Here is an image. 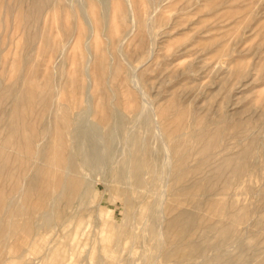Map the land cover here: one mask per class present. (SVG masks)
Returning <instances> with one entry per match:
<instances>
[{"label":"rangeland","instance_id":"1","mask_svg":"<svg viewBox=\"0 0 264 264\" xmlns=\"http://www.w3.org/2000/svg\"><path fill=\"white\" fill-rule=\"evenodd\" d=\"M101 2L104 9L94 0H40L38 7L34 0H0V81L3 86L16 84L22 92H31L23 104L24 121L32 129L25 142L29 151L15 146L7 149L15 158L30 161V158L37 157L33 139L48 121L50 113L48 108L41 113L42 93L53 100L60 91L59 101L71 107V112L64 115L70 117L69 113L74 115L78 112L77 105L87 92L88 64L89 73L98 75L103 71L102 61L107 58L113 61L114 74H118L109 80V89L104 85H94L93 99L89 105L83 104V113L77 117L75 152L78 171L83 174L84 182L79 189L81 192L70 204L71 208L64 212L69 214L78 206L80 194L87 186V195L82 199L78 214V219L90 221L86 236L80 246L72 247L70 234L76 231L79 220H71L72 224L69 221L64 232L58 226L52 236H44L48 239L46 246L51 243L68 245V259L60 264H136L137 261L138 264H176L161 258L162 252L154 247L152 236L146 234V229L149 223L159 226L165 219L162 206L165 198H169L167 187L172 182L173 168L169 147L176 144L175 135L170 134L177 128H185L184 133L188 136L184 138L181 151L185 155L195 145L194 132L206 125L209 128L221 127L224 131V141L216 148V153H219L216 158L247 150L253 140L257 141L256 154L249 158L241 179L225 196L218 191L210 198L227 199L231 206L249 210V218L240 225L241 228L239 226L244 244L241 252L247 255L246 264H264V0ZM90 55L95 57L91 63ZM117 68L121 72H116ZM80 71H83L82 75ZM138 104L141 110L136 114L134 108ZM114 109L124 119V126L115 130L109 139L106 134L112 123L109 114ZM161 113L162 121L157 123L155 117ZM230 120L245 123L243 131L241 126L230 130ZM162 128L167 130V136ZM131 137L135 141L139 138L137 143H133L136 146L132 144ZM148 152L154 158L155 167L148 174L144 173V179L149 177L151 181L148 178L147 185L135 187L129 167L131 155L134 153L132 158L147 162L150 159ZM91 158L95 159L91 161ZM199 161L197 155H192L190 165ZM29 166L25 172L21 171L20 164L14 168L13 178L19 185L25 184V178L30 181L35 173L34 167ZM59 174H63L62 171ZM38 177L42 193L58 190L54 181L56 175L42 174ZM52 197L47 200L52 201ZM100 210L104 211L102 216L99 215ZM52 212L57 218L59 209L52 207ZM198 213L209 217L211 210L205 205ZM102 222L116 225L110 234L111 242L102 241ZM125 225L132 234L125 237L116 253H112L116 232ZM227 241L218 251L207 250V255L220 253L224 255L225 264H237L228 256L240 251L235 238ZM192 243L197 245L199 241L193 239ZM251 245L258 249L250 250ZM113 254L115 257L111 262ZM148 256L152 260L146 262ZM31 257L35 256L28 258L34 264ZM202 257L198 250L187 263L193 264L196 262L194 259L201 260Z\"/></svg>","mask_w":264,"mask_h":264},{"label":"bare ground","instance_id":"2","mask_svg":"<svg viewBox=\"0 0 264 264\" xmlns=\"http://www.w3.org/2000/svg\"><path fill=\"white\" fill-rule=\"evenodd\" d=\"M94 1H96L99 6L103 7V9L105 8V6L102 5L103 2H101V0L100 1L94 0ZM34 2L36 3L38 7L40 0H34ZM23 12H26V11L24 10ZM86 21L88 22V25L90 26L91 30H94V27L92 26V24H90L87 18H86ZM34 29H37V28L34 27ZM35 36L36 35H34V38ZM91 38L92 36L90 37V39ZM35 39H37V37ZM49 45H50V42H49ZM106 59L102 61V64L100 63L103 67L102 68L103 71L101 74H98V75H94V73L93 75L90 74L89 64L86 68L87 70L85 69L86 77L88 81V89H87V92L84 94V98L82 99V101H80V103L77 105L78 112L75 113L74 115H72L71 113H69L70 117H68V115L67 116L64 115L65 112L67 111L71 112V109H70L71 107L65 106L59 101L61 99L60 91L57 92V95L55 99L53 100H51L47 96V94L42 93L41 100H40V104L42 105L41 113H43V111L46 110L47 108L50 109L49 111L50 113H49L48 121L44 125H42L41 129L38 131L37 135L35 136V139H33V142L35 144L36 151L38 152V154H37V157H35V159L32 160L30 158V161L29 159L28 160L26 159L23 161L19 157L15 158L12 154H9L6 150L15 146L16 148L20 150L29 151V149L26 148L25 142H26V136L32 133V129L24 121L25 110L23 109V104L25 101L26 102L28 101L27 99H29L30 97L29 95H31V92L29 91L22 92L20 90L21 88L17 87L18 85L16 86V84L12 86L11 85L3 86L2 82L0 81V262L2 264H31L32 262H29L28 260V258H30L31 255L35 256V258L31 257L32 259H34L33 260L34 264H60L62 263V261L66 260V258L68 259V245L66 243L65 244L60 243L57 246H55V245H52L51 243L49 247H47L45 243H47L46 241L48 239L44 236H50V235L52 236V234L56 232V229L58 226L61 227L63 229L62 231L64 232V230H66L64 228L69 221L71 223L74 220L75 221L79 220L76 231L74 232L71 231L72 234H70V237H72V247L73 248L78 247L83 242V238L86 236V230L88 226L90 225V221L89 219L88 220H85L82 218L78 219V214L81 210L80 204L82 203V199H84L83 197L87 195L86 194L88 190L87 186L83 188V191L80 194L81 197L79 199L78 206L76 208L74 207L72 209V212L69 214L68 213L65 214V212L70 207V204H72L76 195L81 190L80 186H82L84 182V177L82 176L83 174L81 175L80 170L78 171L77 158H76V152H75L76 150V139L75 138H76V131H77L76 129L79 126L77 125V117L81 116L83 113L82 112L83 104L89 105L90 100L92 98L94 85L98 84L97 86L99 87H102L104 85L105 89H109L110 87L109 88L107 87L109 80L111 78L115 79V76L117 74V73L114 74L113 69H112L113 61H108ZM93 61H95V57L94 55H90L89 63ZM25 66L27 65L25 64ZM118 67L120 69V66ZM82 69H84V67ZM119 69L117 68L115 71L117 72V70ZM82 74H83V71L82 72L80 71V75ZM19 79L20 78H18V80ZM116 79L118 80L117 77ZM110 105L112 106V104ZM104 109H106V107ZM140 110H141V106L140 104H138L134 108V112L137 114L139 113ZM80 112H82L81 115H80ZM109 118L111 119L112 123L109 125L110 127L108 128L106 134L109 137V139H111L115 130L118 131L119 129L123 128L124 119H121V116L115 111V109L112 111V113L109 114ZM155 118H156L157 123L162 121V118H163L162 113L160 115H157ZM228 123H229L228 126L230 127V130L238 129L239 126H241V129H240L241 131H243V129L245 128V123L243 122H236V121L230 120ZM184 130L185 128H182V129L177 128L173 130L172 134H170V135H173V134L175 135L176 144L169 147L172 153V157H173V168L171 167L172 172L170 171L172 182L167 187L169 191V195H168L169 198L168 199L165 198L164 201L162 200L163 201L162 210H163L165 219L163 220L162 224L159 226L153 223L151 224L149 223V225L147 226L148 228L147 229L145 228L146 234L149 236H152L151 238H152V242H154V247L156 248L157 246L158 248L156 249L158 250L160 249V251L162 252V254L160 253L162 255L161 258L164 259L165 261L176 263V264H188L187 262L192 260V257L195 256L198 250H200V254H202L203 257L201 258V260H197L193 258L194 261H196L193 264H225L224 262L225 260L223 261V257H222L224 255L220 253L219 254L216 253L215 255L209 256L207 255L206 251L209 249H214V250L217 249L218 251V249L222 247L224 243L228 242L227 240L230 241L232 238H235V242L238 247L237 250L238 251L240 250V251L239 253H236L235 255L228 254V256L230 257L231 261H233L234 259V261L237 264H246L247 255L241 252L244 244L242 243L243 241L241 242V238H240L241 232L239 230V226L243 224V222H245L249 218L250 216L249 210L245 208L244 209L235 208L231 206L230 202L227 199H221V198L212 199L210 198V195H212L215 192L220 191V193L224 194L225 196L228 193L231 186H233L237 180L241 179L243 173L248 167L249 158L252 157L253 155L255 156L256 154L257 146H258L257 141L253 140L247 150L243 149L240 152H237L235 154H226L222 157L216 158V156L219 154V153H216V148L220 143H222V141H224L223 140L224 131L222 130L221 127L209 128L208 126L203 125L197 132H194L195 133L194 138L196 139V142H195V145L193 146V149L191 148L192 149L191 151L183 155L181 154V151H182V146L184 143V138L188 136V134L184 133ZM44 132H46L47 134L45 135ZM162 132L164 133L165 136H167L168 133L165 128H162ZM128 136L129 135H127V138ZM136 141L133 139L132 144L133 143L135 144ZM147 148L148 147H146V150ZM132 155H131V160L129 162L130 164L129 167L132 170V173L134 176L133 185L135 187H144L143 185H147L146 180L149 178L147 177V179H144V175H145L144 173L147 172L148 174V172L153 167H155L154 166L155 162H153L154 158L152 159V155L150 153L149 161L145 162V161H141V159L137 157L132 158L133 157ZM192 155H197V157L200 158V161L198 163L196 162L194 165H190V159ZM89 156L91 157V155ZM95 158H91V161L92 159H95ZM192 160H193V157H192ZM19 164L21 166L22 172L29 170L30 164H31V167H34L33 169L35 170V173L31 176L30 181H28V178H25L24 180L25 184L22 181L23 183L22 185H19V183L15 181L13 178L14 168L16 167L18 168ZM97 164H99L100 167L102 166L100 163H97ZM168 167L170 168V166ZM97 169L99 168L97 167ZM44 170L46 171L44 172ZM59 171H62L63 174L60 175ZM205 171L206 173H204ZM42 174L44 176H50L53 174L57 176V179L55 178L54 180L55 184L57 185L56 186L58 189L57 191L53 193L48 192L45 194L40 191L39 189L40 187L38 185L39 184L38 180H40V178L38 176ZM25 175L26 174H24V176ZM124 176H121V177H124ZM127 181H129V179ZM154 187H157V186H154ZM150 188H151V185H150ZM51 196H53L52 201L47 200ZM44 197L46 198L47 201H45ZM161 202H160V205L162 204ZM205 205L208 206V208L211 210V214L209 215V217H203L198 213L199 210H202ZM52 207H57L59 209L57 218L55 214H53L52 212ZM82 207H83V204H82ZM99 212H100L99 215L102 216V213L104 211L100 210ZM67 215L68 217L66 218L65 216ZM225 218H227V220H225ZM106 222H102L101 224L102 228L100 229V233L102 236V241L105 243H108L112 241V237L110 234L111 232H113L114 229H116V225L113 223L110 224L109 222L108 223ZM153 222L156 223V221H153ZM68 229H70V227ZM131 234H132V231H130L126 227V225H125V228H123L120 232H116V238L114 240L113 246L111 247L112 253L114 252L116 253L117 248L120 247L125 237L126 238L130 237L129 235ZM193 239H197L199 241V244L197 245L193 244L192 243ZM249 248L250 250L258 249V247L255 245H251L249 246ZM156 249L152 248V250H156ZM155 252H157V250ZM92 255H93V251H92ZM114 257H115V254H113V256L110 257L111 262L113 261ZM148 260H152V259H150V257L148 256L145 261L148 262ZM136 264H138V261Z\"/></svg>","mask_w":264,"mask_h":264}]
</instances>
